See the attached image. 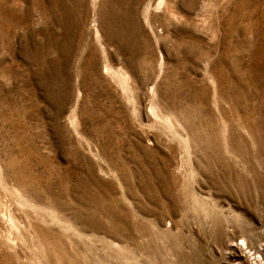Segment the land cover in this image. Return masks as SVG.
<instances>
[{"label": "rangeland", "instance_id": "374dc122", "mask_svg": "<svg viewBox=\"0 0 264 264\" xmlns=\"http://www.w3.org/2000/svg\"><path fill=\"white\" fill-rule=\"evenodd\" d=\"M0 264H264V0H0Z\"/></svg>", "mask_w": 264, "mask_h": 264}, {"label": "bare ground", "instance_id": "6f19581e", "mask_svg": "<svg viewBox=\"0 0 264 264\" xmlns=\"http://www.w3.org/2000/svg\"><path fill=\"white\" fill-rule=\"evenodd\" d=\"M213 3V2H212ZM211 4V3H210Z\"/></svg>", "mask_w": 264, "mask_h": 264}]
</instances>
